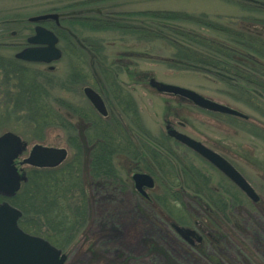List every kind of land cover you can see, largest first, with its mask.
Returning a JSON list of instances; mask_svg holds the SVG:
<instances>
[{"label":"rangeland","instance_id":"1","mask_svg":"<svg viewBox=\"0 0 264 264\" xmlns=\"http://www.w3.org/2000/svg\"><path fill=\"white\" fill-rule=\"evenodd\" d=\"M248 1H255L264 8V0H0V56L3 58L13 60L21 48L15 43H23L25 38L32 35L34 26L28 21L31 17L51 13L64 17L62 24L65 27L71 28L73 24L75 34L81 40L76 47L99 50L97 54L86 56L81 53L76 57L66 52V45L61 42L59 47L63 50V57L53 64L54 72L49 71L46 65L33 66L36 71L50 72L49 105L52 110L59 112L56 114L59 119H64L60 121L62 124L67 119L70 121L74 109L98 114L83 90L91 87L98 91L89 75L90 68L95 69L96 62L112 67L121 90L134 103L141 123L150 135L164 138L167 119L177 130L230 161L261 198V202L253 203L205 160L189 149L170 142L179 161L200 170L209 178L213 189L238 198L240 204L236 205L235 214L244 234L238 236L237 242L228 240L227 244L222 243L224 248L221 252H210L212 263L195 252L176 232L175 227L168 224V221H173L176 226L193 229L191 221L185 223L187 218L182 223L176 222L165 205L155 200L156 205L146 203L127 188L118 185L111 187L96 179L98 185L96 182L93 185L89 183L88 187L90 224L87 236L64 252L68 257L66 264H96L93 263L94 255L99 258L100 264H164L167 259L172 264H243L242 254L248 256L253 264H264V139L250 133L249 127L230 123L220 114L202 110L186 99L160 94L148 82L153 77L159 82L193 90L248 115L251 123L263 128L264 116L229 98L222 84L214 80L210 82L195 72L169 68L162 60L171 57L173 51L163 41L147 43L123 37L119 32H97L78 24V20L94 16L98 9L111 14L154 10L180 11L191 15L205 13L223 25H247L257 20L264 22V10L255 13L252 5L245 3ZM44 26L51 28V23H44ZM74 70L81 71L85 76L79 88H71L67 83L68 76ZM2 81L0 77V136L13 132L27 142L28 149L20 160L28 157L35 144H42L67 149L68 162L72 161L77 154L75 146L80 143V134L85 133L89 137L86 125H81L79 119L73 118L72 123L77 127L74 130L60 127V122L56 121L58 126L54 124L41 132L36 131L35 134L41 136L36 137L24 118V112L19 107H10L5 90L7 87L1 85ZM13 91L16 94L19 92L16 88ZM103 98L109 113L118 114L119 106L116 108L111 104L113 99H110V95ZM134 122L133 116L124 120L131 129L136 127ZM111 132L115 134L113 130ZM124 158L123 155L116 158L119 169L124 170L127 166ZM81 159L86 174L85 162ZM23 168L27 172L28 167ZM156 186L152 197L160 190L157 181ZM171 206L183 213L188 212L190 216L198 212L196 204L181 195L180 200L171 203ZM174 213L178 218H185L176 211Z\"/></svg>","mask_w":264,"mask_h":264},{"label":"trees","instance_id":"2","mask_svg":"<svg viewBox=\"0 0 264 264\" xmlns=\"http://www.w3.org/2000/svg\"><path fill=\"white\" fill-rule=\"evenodd\" d=\"M245 3L252 5L255 13L264 10L255 1ZM80 20V26L93 31L119 32L123 37L147 43L165 42L173 51L171 57L162 60L169 68L195 72L210 82L214 80L222 84L229 98L264 116V22L257 20L247 25H223L205 13L191 15L180 11L154 10L111 14L102 9H98L94 16ZM69 29L70 32L57 31L66 45V52L76 57L81 53L89 56L99 52L92 47H76L81 40L75 34L73 24ZM89 72L93 86L103 97L110 95V99H113L111 104L116 108L119 106L120 110L118 114L110 112L106 119L83 110L71 111V117L92 122V129H87L90 139L104 140L93 152L91 174L105 185L120 187L118 176L111 167L115 148L121 149L118 153H126L130 159L144 164L145 157H148L151 167H145L160 184V190L153 194L151 203L165 205L176 222L182 223L186 218L188 221L185 223L191 221L202 237L200 242L190 245L191 248L213 263L210 252H221L224 248L222 243L227 244L228 240L237 242L238 236L244 234L235 214L236 205L240 204L238 198L213 189L209 178L200 170L179 161L167 136L158 139L150 135L141 124L134 103L121 90L112 67L96 62L95 69L90 68ZM49 76L50 72L36 71L33 65L0 56L1 85L7 87L9 105L13 109L19 107L24 112L26 122L38 138L41 136L35 134L36 131L41 132L54 124L58 126L56 121L64 120L59 119L56 115L59 112L49 105ZM84 79L81 71L74 70L68 76L67 83L71 88H79ZM15 88L20 96L13 91ZM132 116L136 122L135 129L124 128L122 122ZM220 116L235 125L249 127L250 133L264 139V128L251 123L250 117L244 120L229 115ZM59 124L60 127L75 130L74 123L69 119ZM75 147L80 155L81 145ZM27 176V183L22 185L17 195L11 199L0 197V203L7 200L22 212L19 225L23 230L44 237L63 252L70 250L82 237L87 236L90 224L89 193L84 181L82 160H67L56 169L28 168ZM176 186H183L185 191L175 192ZM180 195L194 202L198 212L190 216L188 212L183 213L172 207L171 203H177ZM174 211L185 218H178ZM168 224L172 227L175 225L173 221H168ZM152 245L155 246V243ZM240 256L243 264H253L248 256ZM99 262L94 255L93 263ZM164 264L172 262L167 259Z\"/></svg>","mask_w":264,"mask_h":264},{"label":"water","instance_id":"3","mask_svg":"<svg viewBox=\"0 0 264 264\" xmlns=\"http://www.w3.org/2000/svg\"><path fill=\"white\" fill-rule=\"evenodd\" d=\"M51 19L58 21L59 15L55 13L39 15L30 18L29 21L41 23ZM58 42L59 39L53 32L43 26H37L35 35L28 39V43L33 46L17 53L15 57L29 63L53 64L62 58V51L57 46ZM50 69L54 70V67L51 66ZM149 85L160 94L179 96L200 109L248 119L244 113L206 98L193 90L159 82L155 78L149 80ZM84 94L99 114L104 117L108 115L103 98L94 89L86 87ZM167 135L213 165L252 202L259 201L260 197L254 188L223 156L190 136L170 128V125L167 126ZM27 149L28 144L12 132H6L0 136V196L15 197L22 184L28 181L27 174L21 172L16 165V160L21 158ZM67 156L68 152L65 148L36 144L32 147L28 157L20 162V165L38 169H53L59 167ZM133 179L137 190L143 194H145L143 187L149 189L154 187V180L148 174H136ZM21 217L22 212L9 202L4 201L0 204V264H65L67 255L61 249L43 237L25 232L19 226ZM176 231L190 243L194 242L197 235L192 229L178 226Z\"/></svg>","mask_w":264,"mask_h":264},{"label":"flooded vegetation","instance_id":"4","mask_svg":"<svg viewBox=\"0 0 264 264\" xmlns=\"http://www.w3.org/2000/svg\"><path fill=\"white\" fill-rule=\"evenodd\" d=\"M63 18L64 17H60L58 21L51 19V21L44 22V23H48V22L51 23V28H48V29L51 30V32L55 33V35L59 38L58 46H60V43L62 41H61L59 35L57 34V31H63L64 30V31L70 32L69 28L67 29L65 26L62 25V21L64 20ZM31 25H33L34 27L32 29V35H30L29 37H31V36H33L35 34V27L37 26L35 24H31ZM42 26H44V24ZM45 28H47V27H45ZM29 37L25 38V41L23 43H20V42L15 43V46L21 47L22 50L27 48V47H30V45L27 42ZM73 118H75V116L71 117V119H70L71 122H73L72 121ZM80 123H81V125H86V127H87L86 130L89 129V128L92 129L93 125H92L91 122H89L87 120H84V119H81ZM165 123H166L165 124L166 135H167V126L168 125H170V128L176 129L167 119H165ZM122 125H123L124 128H129L124 122H122ZM134 125H136V122H134ZM74 126H75V128H77L75 124H74ZM86 130L84 129L83 131L85 132ZM80 135H81V138H80L79 145H81L82 152H81L80 155L76 154L75 158H80V159L83 158V162H85L84 167H85L86 174H85L84 169H83V174H85V176H84L85 180L84 181H85V183H87V186L89 187V183H90V185H93L95 182L97 183V180L91 174V167H92V162H93V152L98 148L99 142L102 143L104 140H102V139H93V138L90 139L89 137H87L85 135V133L84 134H80ZM168 138L171 140V142L176 143V145H181L182 147L187 148L183 144L177 142L175 139L170 138L169 136H168ZM113 141H117V140H113ZM187 149H189V148H187ZM189 150L192 151L191 149H189ZM120 151H121V149L116 147L115 148V152L116 153H115V155H113V157L111 159V167L113 168V170L116 172V174L118 176L117 179H118V183L120 185V188L129 189L130 191L135 193L139 198H141L142 200L146 201V203H150L151 204V199H152L151 193L153 191H155L156 188H157V186H156V181L157 180L145 167V165L148 166V167H151L150 159L148 157L147 158L145 157V164H144L142 161H134V160L130 159L131 157H129V155H127L126 153H123V152L122 153H118ZM67 152H68V150H67ZM83 152H84V154H83ZM193 153H195V152H193ZM119 155L120 156L121 155L125 156L124 160H126L127 166L124 168V170L123 169H119L117 164L115 163L116 158L118 159L120 157ZM196 155L199 156L198 154H196ZM199 157L202 158L201 156H199ZM67 160H68V156H67V159L64 162H66ZM203 160H205V159H203ZM207 163H209V162H207ZM211 166H213V165H211ZM82 167H83V164H82ZM136 174H148L149 176H151L153 178V180H154V188L149 189L147 187H143V191L145 192V194L139 192L137 190V188H136V184H135V181L133 179L134 175H136ZM123 176H124V178H123ZM97 185H98V183H97ZM171 188H173V186H171ZM174 191L178 192V193H182V192L185 191V188L183 186H176ZM259 202H261V198H259V201L257 203H259ZM197 236L198 237L196 239L198 241H201L202 238L199 237V235H197ZM191 245H193V244H191Z\"/></svg>","mask_w":264,"mask_h":264}]
</instances>
